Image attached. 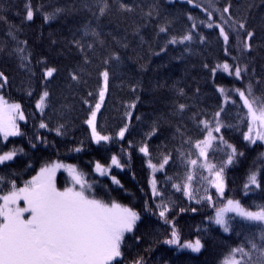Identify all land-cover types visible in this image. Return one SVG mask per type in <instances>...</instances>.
Returning a JSON list of instances; mask_svg holds the SVG:
<instances>
[{
	"label": "trees",
	"instance_id": "1",
	"mask_svg": "<svg viewBox=\"0 0 264 264\" xmlns=\"http://www.w3.org/2000/svg\"><path fill=\"white\" fill-rule=\"evenodd\" d=\"M106 3L105 14L100 16L102 0H0V46L4 48L0 51V72L7 77L0 95L18 102L25 115L19 124L21 135L6 141L0 137V154L17 150L11 161L0 164V195L7 194L13 183L17 188L23 186L38 169L53 161L71 164L85 174L92 186L90 195L130 207L140 216L132 234L124 235L122 256L114 264H134L141 258L142 264H221L231 248L241 244L247 247L246 238L254 236L257 229L237 218L232 230L225 233L210 220L215 210L227 199L238 200L252 210H256L255 205H264V143L244 140L247 121L239 119L237 113L244 115L247 109L234 92L237 88L247 92L251 85L255 96L264 99V0ZM29 4L34 10L32 21L26 19ZM121 4L131 11L122 9ZM225 8L229 11L224 12ZM45 15L50 17L47 22ZM209 23L223 27L229 37L227 43L220 28L208 27ZM240 23L246 29H240ZM85 25L89 33L95 30L97 35H85ZM161 27L166 31L160 32ZM249 31L253 32L250 39ZM186 34L192 36L191 41L169 43L173 37L179 41ZM17 47L25 49L23 61L13 51ZM225 63L230 66L229 72L217 68ZM237 67L242 69L240 79L234 74ZM47 68L56 71L45 79ZM105 71L106 94L96 122L98 130L103 128L101 134L111 139L95 145L86 121ZM45 90L49 93L47 106L38 112L35 105ZM141 104L151 111L142 109ZM180 104L185 105L182 112ZM137 106L140 108L136 110ZM221 108L220 119L228 126L221 127L220 136L243 153L225 168L223 198L208 179H201V175L206 177L201 169L187 163L189 152L192 159H197L195 142L205 136L200 122L210 120L214 124V114ZM41 123L46 127L41 128ZM125 126L127 131L121 139L118 133ZM187 133L195 134L191 145L180 140ZM164 134L166 142L161 141L160 149L154 148ZM143 146L149 147L154 164L170 154L164 170L155 175L162 196L154 197L150 192L149 157L139 151ZM230 151L210 149V162L221 166L225 152ZM113 156L122 167L112 165ZM97 163L109 169L108 175L94 172ZM189 171L194 174V199L173 187L183 186ZM251 172L259 173L260 187L252 186L245 195L244 184ZM113 176L119 184L112 183ZM58 177L65 180L60 173ZM162 199L169 204L168 219L182 241L202 240L204 247L198 254L178 251L164 243L170 227L158 214ZM252 264H264V260L254 252Z\"/></svg>",
	"mask_w": 264,
	"mask_h": 264
},
{
	"label": "snow or ice",
	"instance_id": "2",
	"mask_svg": "<svg viewBox=\"0 0 264 264\" xmlns=\"http://www.w3.org/2000/svg\"><path fill=\"white\" fill-rule=\"evenodd\" d=\"M192 3V0H188ZM103 6L99 9L100 16L105 14L108 7L106 0H102ZM121 8L126 11H131L130 8L121 4ZM59 11V10H57ZM229 9L225 8L224 12ZM34 10L31 5H26V19L32 21ZM211 21V13H208ZM45 22L50 17L45 15ZM189 19H194L189 16ZM231 19V17H229ZM85 35L96 36L95 30L91 33L87 31L88 26L85 25ZM195 27V25H194ZM208 27H219L220 35L224 38L225 43L229 37L220 25L208 24ZM240 29H246L244 23L239 24ZM164 27L160 28V32H165ZM8 36L16 41L13 33L9 32ZM250 39L253 32L247 33ZM203 39V38H202ZM191 35H184L177 41L173 37L169 43L177 42L184 43L191 41ZM17 43H20L17 41ZM79 44V41L76 42ZM91 47V45H89ZM245 49L249 48L247 41L244 42ZM4 48L0 46V51ZM23 61L26 57L23 55L25 49L15 48L13 50ZM207 67V65H205ZM217 68H222L223 71L229 72L230 66L225 63L217 65ZM56 71L54 68H47L44 73V78L47 79L53 76ZM215 74L216 69L212 70ZM242 69H235L236 79L241 78ZM105 88L99 92V99L104 100L105 90L108 81V72L103 74ZM77 79L75 75L72 77ZM0 88L7 83V77L3 72H0ZM223 94V89H220ZM183 94V90H180ZM234 92L240 97L243 102V107L247 109V113L241 115L237 113L238 118L247 121L248 130L244 133V140L250 144H255L257 141L264 143V99L255 96L252 86L249 85L247 92L240 89H234ZM28 95H32L31 92ZM49 96L48 91H43L39 100L36 103V109L43 112L47 106L46 101ZM135 106L134 104L132 105ZM101 103L95 105V110L91 111L86 123L91 129L92 140L99 144L101 141L107 143L111 137L102 135V126L98 130L96 116L100 110ZM239 107V104H237ZM185 105L180 104L179 110L182 112ZM223 108L214 114L213 126L212 121L203 120L206 136L203 140L195 142V147L199 150V158H203L204 163H200V159H192L191 152L187 154V163L193 168L199 167L208 171L212 177L211 184L215 187L216 192L221 198L224 195V173L225 168L232 165L234 161L243 156L242 152H238L235 147L229 144L223 136H220L219 144L216 143L217 137L213 133H219L224 125L220 119ZM130 115V114H129ZM17 120H25L24 112L21 110L19 103H9L8 100L0 95V137L7 140L10 136L21 135ZM41 128L46 127L44 123L40 124ZM127 126L122 128L118 135L121 139L125 137ZM57 134L59 130H57ZM186 143L192 144L191 140ZM35 146V145H33ZM221 151L231 149L230 152H225L226 160L221 166H217L208 160V150ZM77 152L79 148L75 149ZM139 151L145 157H149L148 167L153 172L157 171V166L152 162L154 157H151L148 146L139 148ZM17 154V150L8 151L0 154V164L5 161H10ZM170 155V154H169ZM169 155L163 157V162L159 164V170L164 169L169 161ZM185 155L182 153V156ZM264 155V154H262ZM122 159V158H121ZM112 165L117 168L122 167L120 160L116 156L111 159ZM59 169H64L71 178V185L66 186L63 190L57 188L56 172ZM108 168L97 163L95 171L100 175H107ZM193 172L189 171L186 175V183L183 186L173 184L177 191L183 190L184 194L189 199H194L191 181L193 180ZM258 172H251L244 184L245 195L252 186L260 187L258 180ZM113 184H119L120 181L114 176L111 177ZM201 179H207L201 175ZM3 178L0 177V182ZM152 193L154 197L162 196L160 190L156 187V181H150ZM92 186L85 180V174L73 165H65L58 162H53L50 165L42 167L39 173L31 180L27 181L23 187L17 188L13 183L7 194L0 195V264H114L118 258L122 256L121 243L124 239V234L132 232L136 222L140 219L139 214L132 208L123 206L115 201L106 203L101 199L90 196L89 193ZM2 191V190H0ZM206 191V190H205ZM203 199V197H200ZM209 203L214 207V201L211 196L207 197ZM23 201V206L20 202ZM159 209V217L170 227L169 238L164 241L169 246H174L179 250H190L193 253H199L204 247L202 240L197 237L194 240H183L175 224L168 219L169 204L165 200L157 205ZM256 210L243 205L238 200L227 199L223 206L215 210V214L210 218L211 222L218 225L223 232L229 233L232 230L233 221L239 218L241 221L256 226L257 232L254 236L248 237L247 247L244 244L237 245L230 249L229 253L223 258L221 264H252V254L258 253L259 257L264 260V205H255ZM195 211V209H193ZM232 215L229 216L228 214ZM25 214H28L27 217ZM259 240V243H257ZM134 264H142V258L134 261Z\"/></svg>",
	"mask_w": 264,
	"mask_h": 264
},
{
	"label": "rangeland",
	"instance_id": "3",
	"mask_svg": "<svg viewBox=\"0 0 264 264\" xmlns=\"http://www.w3.org/2000/svg\"><path fill=\"white\" fill-rule=\"evenodd\" d=\"M105 88V82H104V78H103V75H102V77H101V86H100V90H99V92L102 90V89H104ZM105 94H106V90H105ZM226 96V95H225ZM225 96H223V99H224V102L226 101V99H225ZM104 98H105V96H104ZM39 100V99H38ZM104 101V100H103ZM9 103H18V102H10L9 101ZM37 103V102H36ZM97 103H101V106H102V104H103V102H101L100 101V99H99V93H98V97H97V100H96V102H95V104L93 105V107L91 108V111H94L95 110V105L97 104ZM36 106V105H35ZM100 109H101V107H100ZM38 112H40L39 110H37ZM91 111H90V113H89V116H90V114H91ZM99 112V111H98ZM98 112H97V114H98ZM89 116H88V118H89ZM96 118H97V116H96ZM24 120H17V124H18V127H19V124L20 123H22ZM87 124V123H86ZM214 124H215V122H214ZM214 124H213V126H214ZM87 126H88V124H87ZM88 129H89V132H90V137H91V129L89 128V126H88ZM247 130H248V128H247ZM247 132V131H246ZM213 135L214 136H216V134L215 133H213ZM205 136H206V132H205ZM205 136H204V138H205ZM12 137H15V136H10V137H8L7 139H9V138H12ZM220 137V135H218V138ZM2 139H3V137H1ZM217 138V142H219V139ZM91 140H92V137H91ZM3 141H6V140H4L3 139ZM92 142H93V144H97V143H95L93 140H92ZM248 142V141H247ZM100 143H105V142H103V141H101ZM99 143V144H100ZM196 151H197V159L199 158V150L196 148ZM209 152H210V149L208 150V155H209ZM143 154V153H142ZM200 159V163L202 164V163H204V161H203V158H199ZM208 160L210 161V159H209V157H208ZM11 161V160H10ZM6 162H9V161H5L4 163H6ZM53 162H58V163H62V164H65V165H71V164H67V163H63V162H60V161H53ZM53 162H51V163H49V164H47V165H50V164H52ZM146 162H147V165H148V159H146ZM162 163V162H161ZM212 163V162H211ZM160 164V163H159ZM159 164H156V166H157V171H155V172H153L152 171V169H150L149 167V189H150V192H151V194L153 195V193H152V187H151V184H150V181L151 180H155V175L157 174V173H159V172H162L163 170H159ZM47 165H44V166H42V167H45V166H47ZM74 166V165H73ZM95 166H96V164L94 165V167H93V170H94V172L95 173H97L96 171H95ZM165 166V165H164ZM41 167V168H42ZM199 169H201L202 171H203V173L205 174V176L207 177V179H208V182H209V184H210V186L215 190V192H216V189H215V187H213L212 186V184H211V179H212V177H211V175H210V173L208 172V171H206V170H204L203 168H201V167H199V165L197 166ZM40 168V169H41ZM40 169H38V171H37V173L35 174V176L39 173V171H40ZM59 173L61 174V176L62 177H64L65 178V180L64 181H60L59 179V177H58V175H59ZM108 173H109V170H108ZM98 174V173H97ZM100 175V174H99ZM108 175V174H107ZM33 178V177H32ZM31 178V179H32ZM30 179V180H31ZM67 179V180H66ZM86 180V179H85ZM156 181V180H155ZM67 183V184H66ZM56 185H57V188L58 189H60V190H63L66 186H70L71 185V178L68 176V174H67V172L66 171H64V169H59L57 172H56ZM24 186V185H23ZM23 186H21V187H23ZM18 188H20V187H18ZM217 193V192H216ZM90 195V194H89ZM217 195L219 196V194L217 193ZM90 196H92V195H90ZM20 206H23V201H21L20 202ZM223 206V205H222ZM221 206V207H222ZM215 214V213H214ZM27 215L28 214H25V216L27 217ZM228 215H232L231 213H229ZM127 233H129V232H127ZM127 233H125L124 235H126ZM180 251H186V252H190V253H192V254H198V253H193V252H191L190 250H180Z\"/></svg>",
	"mask_w": 264,
	"mask_h": 264
},
{
	"label": "bare ground",
	"instance_id": "4",
	"mask_svg": "<svg viewBox=\"0 0 264 264\" xmlns=\"http://www.w3.org/2000/svg\"><path fill=\"white\" fill-rule=\"evenodd\" d=\"M222 100H224V99H222ZM221 100V101H222ZM142 109H148V111H151V109L150 108H148L147 106H145V104L144 105H139ZM140 107H136V110L137 109H139ZM153 112V111H152ZM99 113V112H98ZM153 114V113H152ZM89 116V115H88ZM88 116H87V119H88ZM97 116H98V114H97ZM96 120H97V118H96ZM221 131V130H220ZM217 136L218 135H221V132H219V133H215ZM165 134L164 135H161L160 137H159V140L160 141H158L157 142V144L156 145H153V147L154 148H158V149H160L161 148V141H163V142H166V140H165ZM194 137H195V134H192V133H187V134H185L184 136L183 135H181L180 136V140H182V141H184L185 143L184 144H186V145H188V143H186V141H188V140H191V141H193L194 140ZM152 143L154 144L155 143V141H156V135H155V137L154 138H152ZM129 157H130V160H131V162H133L134 161V156H133V154L131 153V152H129ZM161 162H163V161H161ZM160 162V163H161ZM146 164H147V162H146ZM132 234V232H129V235H131Z\"/></svg>",
	"mask_w": 264,
	"mask_h": 264
}]
</instances>
